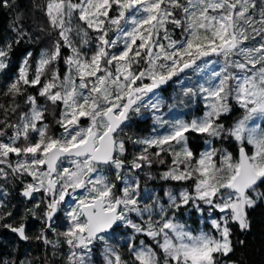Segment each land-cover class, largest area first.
Listing matches in <instances>:
<instances>
[{
	"label": "snow or ice",
	"instance_id": "6c2138e0",
	"mask_svg": "<svg viewBox=\"0 0 264 264\" xmlns=\"http://www.w3.org/2000/svg\"><path fill=\"white\" fill-rule=\"evenodd\" d=\"M0 10L14 14L0 32V232L15 237L0 241V264H97V251L100 264H246L235 257L264 205V0ZM169 84L202 114L165 119ZM149 118L150 134L129 131ZM138 172L180 187L142 196ZM182 211L210 227L192 229Z\"/></svg>",
	"mask_w": 264,
	"mask_h": 264
},
{
	"label": "trees",
	"instance_id": "16d2710c",
	"mask_svg": "<svg viewBox=\"0 0 264 264\" xmlns=\"http://www.w3.org/2000/svg\"><path fill=\"white\" fill-rule=\"evenodd\" d=\"M13 13L11 12H7L6 10H0V32H3V30L8 26V24L10 23V21L13 18ZM36 22H39L38 20ZM27 26L29 27H35V23L33 22V20H28L27 21ZM24 47H28V46H24ZM31 50L36 51L37 50V46H31ZM23 53V48H21V50L17 53V56L14 57V65H13V70L12 72H10L9 74H13L14 73V69L15 67L18 65V61L19 58L21 57ZM8 77L7 76H0V84L3 83L4 80H7ZM164 92L163 94H165L166 91H162ZM200 108H201V104L197 101L194 106H193V112L196 114L200 113ZM239 111L234 112L230 118H229V123H231L238 115ZM49 121L51 122V117H49ZM149 126V121H147L146 123H143L139 126V128L134 127L133 129L129 130L131 132H139L144 134L146 133L147 129ZM56 133H57V127H54L53 129ZM192 143L194 145H198V151L201 148V143L202 140L199 137H194ZM159 170H162V166L160 169L154 168L153 171L154 172H158ZM138 175L140 176V181H141V185L143 187L146 186L147 189L154 191L156 193H159L161 197L163 194V190H165L166 188H168L169 186L171 187H175V186H179V185H169L168 183H165L163 181L160 180H155V181H150L147 180V178L143 175V173H139ZM118 187H119V183H118ZM13 197H14V201L13 202H17L19 200H21V197H19L18 193L16 191H13ZM251 218H252V232L249 233L246 237L247 239V247L244 249H238L236 257L237 259H244L246 261V264H264V206L261 205L259 207H257L255 210H253L251 213ZM181 219H185L188 224H195L196 222V217L195 214H192L191 216L189 215H184L183 211L181 213L180 216ZM59 223V221H58ZM39 228V222L37 221H31L29 223V231L30 232H35L37 231V229ZM236 234L237 236H240V238H245L243 236H241V234L239 233L238 230H236ZM15 237L13 236V234L9 233V232H0V241H3L4 243H8L12 240H14ZM21 250H30L32 252V254L34 255H39L41 252V246L35 245V244H22L20 245ZM95 260L97 261V264H100L102 257L99 255V251H97L96 255H95Z\"/></svg>",
	"mask_w": 264,
	"mask_h": 264
},
{
	"label": "rangeland",
	"instance_id": "374dc122",
	"mask_svg": "<svg viewBox=\"0 0 264 264\" xmlns=\"http://www.w3.org/2000/svg\"><path fill=\"white\" fill-rule=\"evenodd\" d=\"M196 81V77H192L191 78V82L194 83ZM185 83H189L188 81H185ZM164 92H162V96L164 97V100L166 101V104H165V107L163 109V112H164V118L165 119H173V118H184V119H191L193 118V116H198V115H201L202 112H203V103L199 100H197L200 104H201V108H200V113L199 114H196L194 113L192 110H193V106L194 104L196 103H191V104H188L187 106H184V105H181L179 102H178V94H179V85H176V84H169L167 86V89H166V92L165 94H163ZM168 105H172L171 108L168 107ZM239 111V110H237ZM240 111L237 115L236 118H238L240 116ZM235 118V119H236ZM234 119V120H235ZM149 121V126H148V129L146 131V133L142 134L140 133V135H148L151 133L152 131V127H153V124H152V120L149 118L148 119ZM86 123V121H85ZM165 129H159V131L163 132ZM59 133V128L57 127V134ZM205 148V145L203 144V142L201 143V148L199 149V151H202L204 150ZM121 185H119L120 187ZM180 186H175L173 188H178ZM144 187L142 186V191H141V195L143 196L144 195V191H143ZM149 190V189H148ZM151 192V190H149ZM163 194H164V190H163ZM162 194V196H163ZM166 200V198H164ZM264 206V205H263ZM185 215V214H184ZM195 217H196V222L195 224L191 225V228L194 229V230H199L201 228H203L204 230H208V228L210 227L208 224L206 223H203L200 218L195 214ZM182 220H185V219H182ZM63 221V216L61 214V220L59 221L62 222ZM122 240H123V237L119 239L118 242H121L122 243Z\"/></svg>",
	"mask_w": 264,
	"mask_h": 264
}]
</instances>
